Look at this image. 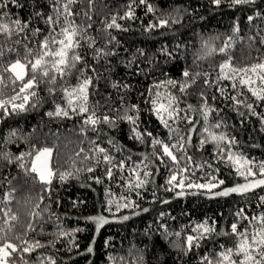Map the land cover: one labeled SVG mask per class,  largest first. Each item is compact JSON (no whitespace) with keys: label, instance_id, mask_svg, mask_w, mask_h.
Here are the masks:
<instances>
[{"label":"trees","instance_id":"16d2710c","mask_svg":"<svg viewBox=\"0 0 264 264\" xmlns=\"http://www.w3.org/2000/svg\"><path fill=\"white\" fill-rule=\"evenodd\" d=\"M129 2L130 0H96L92 11L93 28L89 30V35L97 37V47H102L106 41L101 22L106 16L123 15ZM19 3L24 7L11 6L8 9L13 17L18 15L19 18L24 19L34 11H48V0H19ZM149 3L154 5L156 16H179L180 22L171 25L170 28L146 32L144 27L154 20V16L151 13L146 14L145 8L139 6L136 9L138 19L118 21L129 28V31L111 30V34L119 41V45L114 49L117 55L96 61L91 50L85 47L80 51L86 53L88 64L96 69L95 73H87L97 79V88L90 90L89 103L95 104L99 101L102 105L114 108H120L123 103L125 109L137 105L139 112L128 114L138 115L139 128L151 131L155 137L167 140V129L159 123L150 111V104L147 103L149 89H153L158 81L169 78L181 80L184 68H188L194 74L207 72L215 77L217 65L227 59V56L218 51H212L210 55L208 52L222 47L229 36H232L233 40L228 55L237 67L254 63L257 57H264V47L250 40L258 30L264 29V19L257 18L252 23L247 19L256 11L264 14V0H257L256 4L251 6H230L229 0H223L219 7L213 5L211 0H149ZM74 7L80 11L87 10L84 3ZM32 20L33 24L37 23L35 17H32ZM82 20V16L77 17V23H81ZM236 24L239 25L240 31L234 33L233 28ZM39 26L44 25L40 22ZM0 45L7 49L11 46V41L0 36ZM162 46L172 50L174 58L169 59L161 55L159 50ZM137 49H142L148 57L137 59L139 68L143 69L139 74H135L137 63L128 66V61L133 59ZM17 50L23 55L22 49ZM14 58H16L15 53H12L6 55L5 60ZM114 81H121L128 87L114 89L110 86ZM76 82L75 75L67 80L69 85H75ZM203 88L202 83L190 88L188 93L182 96L180 107L186 108L188 104L198 107V92ZM156 90L162 94L171 91L172 94L181 95L176 89H170L168 86ZM214 91V89L207 90L209 98ZM3 92L2 98L6 99L12 94L11 85L3 88ZM209 103L223 109L220 117L224 118L226 127L222 131L238 141L233 150L256 161L264 160V132L260 130L261 124L257 118L249 117L241 124V117L232 111L230 106L225 107L227 102L219 99V96L216 101L210 99ZM56 104L66 106L60 89L56 90L55 95L50 96L47 88L42 85L37 107L0 121V153L7 151L18 156L42 147H50L53 170L73 172V175L64 181L53 177L52 184L47 186L46 190V186L39 181L37 174L29 170L33 156L25 155L23 163L26 168L0 159V200H3L10 189H16L11 204L0 203V208L10 207L18 217L12 222L14 227L11 235H21L28 240H40L45 244L50 241L55 242L54 248L40 249L34 256L52 254L57 264H136L140 256L143 257L142 264H200L199 257L202 254L218 251L220 243L231 246L232 241L230 237L214 235L202 241L199 249L183 255L174 243L182 244L184 236L192 227L205 220L209 223L215 220L217 229L222 230L232 222L233 214L239 208L247 207L253 214L264 212V206L257 207L258 197L264 195V191L259 189L244 197L232 194L228 197L215 198L201 194L205 190L186 189L185 196L176 197L174 192L165 191L161 187L169 175L166 168L160 169L152 183L138 190L140 196L134 192L130 194V199L136 201L139 207L122 208L117 211L114 204H108V200L115 199L122 203L119 197L129 194L121 180V174L117 172L114 173L112 180L106 179L103 164L96 168L95 172L90 173L86 169L92 165V162L83 161V155L93 147L92 141H96L110 149L117 160L131 154L132 161L139 163L144 155H150L152 152L148 139L146 138L143 143L133 139L131 131L133 125L120 119H117L114 127L100 125L96 132L85 126L82 131V116L72 115L71 118H64L46 115L47 112L54 110ZM105 110V108L100 109L101 112ZM257 111L264 112V105L257 107ZM109 114L123 116L124 109L119 113L114 111ZM193 115L200 121L197 124L199 132L193 137V144H196L200 138L199 133H203L204 124L202 116L196 113ZM216 119L219 117L215 114L210 115L211 122L214 123ZM180 127L185 126L181 124ZM13 131L16 134L9 140V134ZM109 139L115 144L109 145ZM81 148L85 149V153L77 157L75 154ZM213 151V145L208 144L203 151L190 148L189 155H192L198 164L205 161L214 162L211 155ZM73 160L76 162L75 167L72 166ZM216 166L220 169L219 177L226 182L225 186L243 183L242 178L236 176L235 172L225 164L218 163ZM76 168L81 171L76 172ZM209 171L207 168L196 170L194 179L199 180ZM129 174L130 172L124 175ZM92 177H100L103 183H96ZM200 182L204 181L200 180ZM193 192L196 194H191ZM163 200L170 202L165 204L162 203ZM109 208L111 211L108 210ZM145 208L148 209L147 212L142 211ZM34 213H39V216H34ZM161 213H165L163 218L160 216ZM101 215L109 222L97 232L96 225L86 218ZM124 216H128L129 219L123 220ZM29 223L33 225L35 231L27 229ZM161 223L166 225L168 237L163 235ZM0 227H4L2 215H0ZM74 229H81L74 232V241L78 243V248L73 246L69 238L59 236L60 230L73 232ZM175 232H181V237L171 235ZM89 246L94 249L91 254L86 252ZM110 257H114L115 260ZM121 257L124 259L121 260Z\"/></svg>","mask_w":264,"mask_h":264},{"label":"snow or ice","instance_id":"6c2138e0","mask_svg":"<svg viewBox=\"0 0 264 264\" xmlns=\"http://www.w3.org/2000/svg\"><path fill=\"white\" fill-rule=\"evenodd\" d=\"M212 4L219 7L223 0H211ZM257 0H229L230 6L255 5ZM84 3L87 10H77L76 5ZM96 0H48V11H34L24 19L19 16L13 17L8 11L11 6L23 8L24 5L19 0H0V36L7 41H11V46L5 49L0 45V121L3 119L28 111L29 108L37 107L40 99L41 86L47 88L48 95H55L59 88L66 106L56 104L53 111L46 113L49 117L71 118L72 115L82 116V131L84 127L98 132V126L107 125L115 126L117 119L126 120L133 125L131 128L132 138L143 143L148 139L152 148L150 155H144L139 163L132 161L131 154L126 158L119 160L111 153L110 149L101 146L100 143L92 141L93 147L88 149L81 148L76 152V156L83 155V161H91L92 165L87 167V171L92 173L96 171L101 164L104 177L112 180L114 173L121 174V180L129 194L121 195L119 201L109 199V205H115L117 211L122 208H136L139 205L136 201L130 199V194L135 193L140 196L139 189L145 188L152 183L156 174L161 168H166L169 172L165 183L161 186L165 191L174 192L176 197L186 195V189L205 190L201 194H207L209 198L228 197L232 194L247 196L254 193L257 189L264 191V160L256 161L241 152L234 151L233 148L238 144L235 137L229 136L222 131L226 127L223 117H220L222 108L214 107L209 100H224L227 103L225 107H231L241 117V124L249 117H256L261 124V131L264 132V112H258L257 107L264 105V57H257L256 62L247 64L243 67H237L228 55L232 46L233 37L229 36L224 45L217 49L209 50L218 51L225 54L227 59L217 65L216 75L211 73L196 72L195 74L188 68H184L181 80L166 79L154 84L153 89H149V98L147 103L150 104V111L156 116L163 128L167 129V140L155 137L151 131L139 128L138 115H130L129 112L138 113L139 107L131 105L130 108L124 107L121 103L120 108L108 107L102 105L99 101L90 104V95L93 88H97V79L87 73H95L96 69L88 64L82 53V48L91 50L93 59L99 61L108 56L117 55L114 50L119 41L116 36L111 34V30L129 31L118 21L128 20L135 21L136 9L139 6L145 8V13H151L154 20L150 21L144 31L151 32L161 28H170L171 25L179 23V16H156L154 5L149 0H130L126 6L123 15L114 14L105 17L101 22L102 31L105 34L106 41L102 47H97V37L90 36L89 30L93 28L92 11L95 8ZM39 7V5L37 6ZM179 12V9H177ZM82 16L81 23H77V17ZM32 17L37 21L33 24ZM264 19V14L256 11L254 15L247 17L252 23L255 19ZM40 22L43 27L39 26ZM234 33L239 32V25L233 28ZM15 37V39H13ZM261 47H264V29L257 31L256 35L250 37ZM179 45H177V48ZM207 47V45H206ZM23 50V55L17 49ZM160 54L172 59L174 53L166 46L159 50ZM15 53L16 58L5 60L6 55ZM143 57L147 59V54L142 49H137L132 60L128 61V66L137 63V59ZM143 69L139 68L137 63V72L139 74ZM73 75L76 76V84L69 85L67 80ZM202 79H199L201 78ZM224 82H228L225 84ZM202 83L204 88L198 92L199 106L188 104L186 108L180 107L181 98L188 93L190 88ZM11 85V95L7 98L4 96L3 88ZM112 88L120 90L127 88V84L121 81H114L110 85ZM168 86L170 89H176L181 95L172 94L171 91L161 93L156 89ZM208 89H214L212 96L209 98ZM218 94V95H217ZM247 97V98H246ZM123 101V97L120 98ZM251 100V102H249ZM106 110L101 112L100 109ZM124 109V115H110L111 112H117ZM243 109V110H241ZM196 113L202 116L203 133H199L200 138L196 144H193V137L198 134L197 124L200 123ZM215 114L219 119L215 122L210 121V115ZM183 124L185 127L181 128ZM15 131L9 134V140L15 136ZM99 138V135H98ZM109 145L115 142L108 140ZM208 144L213 145L214 151L212 157L214 162L205 161L197 163L192 155H189V149L195 148L196 151H203ZM258 147V145H253ZM25 155L34 156L30 167V172L38 176L39 181L46 186L52 184L53 177H58L64 181L73 175L72 171H54L51 167L52 148L43 147L21 153L14 156L5 151L0 153V159L9 164L16 163L21 168H26L23 163ZM75 160L72 166L75 167ZM223 163L236 176L242 178L243 183H235L232 186H225V180L220 178L218 173L220 169L216 166ZM204 168L210 171L198 179H194L196 170ZM76 172L81 169L76 168ZM130 172L125 176V173ZM96 183H103L100 177H92ZM200 180L204 182H200ZM219 189L218 191H214ZM16 189L12 188L4 195L0 203L11 204L15 198ZM191 194H196L195 192ZM155 197V193H153ZM163 200L162 203H169ZM59 202L57 201V204ZM264 206V195L258 197L257 207ZM38 207V205H37ZM111 211V208L108 209ZM142 211L147 212L145 208ZM139 214V213H137ZM0 215L3 217L4 227H0V264H57L54 255H35L40 249L55 247V242L41 243L40 240H28L21 235H11L13 232V223L18 219L10 207L0 208ZM38 217L39 213H34ZM165 213H161L163 218ZM96 225L97 232L106 223L108 219L104 216H94L86 218ZM129 219L124 216L123 220ZM160 228L163 230L165 237L169 236L165 224L161 223ZM27 229L35 231L31 223ZM81 229H74L73 232L65 230L59 231L61 238L67 237L73 242L74 247H79L74 241V232ZM171 235L177 238L181 237V232H175ZM224 236L231 238V246L225 243L218 244V251H211L202 254L199 257L200 264H264V212L250 213L248 208H239L234 214L232 222L226 229L218 230L217 221L212 220L210 223L205 220L202 223L192 227L187 235L184 236L182 244H175L183 255L193 252L201 247V242L208 240L212 236ZM94 243V241H93ZM58 251V249H57ZM92 246L87 247L88 254L93 253ZM110 259L115 260L114 257ZM121 260L124 258L121 257ZM143 257L137 258L136 264H142Z\"/></svg>","mask_w":264,"mask_h":264},{"label":"rangeland","instance_id":"374dc122","mask_svg":"<svg viewBox=\"0 0 264 264\" xmlns=\"http://www.w3.org/2000/svg\"><path fill=\"white\" fill-rule=\"evenodd\" d=\"M42 148H43V147H42ZM49 148H50V147H49ZM33 160H34V156H33L32 159H31L30 167H31V165H32Z\"/></svg>","mask_w":264,"mask_h":264}]
</instances>
